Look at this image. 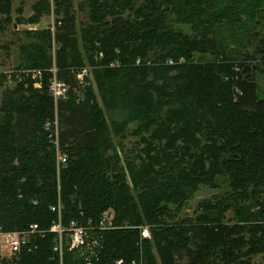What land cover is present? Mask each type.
<instances>
[{
	"label": "trees",
	"instance_id": "obj_1",
	"mask_svg": "<svg viewBox=\"0 0 264 264\" xmlns=\"http://www.w3.org/2000/svg\"><path fill=\"white\" fill-rule=\"evenodd\" d=\"M14 1L0 0L1 31ZM54 4L15 18L56 15L24 31L20 63L0 74V233L30 234L0 264H57L59 214L108 211L117 229L92 264H264V0ZM54 77L69 88L57 103ZM200 186L215 193L190 213ZM85 258L66 247L63 264Z\"/></svg>",
	"mask_w": 264,
	"mask_h": 264
},
{
	"label": "built area",
	"instance_id": "obj_2",
	"mask_svg": "<svg viewBox=\"0 0 264 264\" xmlns=\"http://www.w3.org/2000/svg\"><path fill=\"white\" fill-rule=\"evenodd\" d=\"M54 22L51 26L53 28ZM88 74L87 70L84 69L82 74H79L80 80L84 79V76ZM49 88L51 95L54 101L57 103L58 99L64 98L66 94L69 92V88L66 83L60 81L58 78L54 77V79L50 80ZM56 144V157H57V169L60 164L64 165L67 162L68 157L59 152V143L57 140L54 141ZM55 209L54 207L52 208ZM58 211L61 212V202L57 207ZM114 214L112 211H108L104 213V216L100 218L97 223H93L90 219L87 221V224L76 221H69V223L62 224L61 223V214H59V218L51 224L50 231L55 234V242L52 247L53 253H55L58 257L57 264H63V259L65 257V248L68 250L77 251L80 253L81 258L83 256L86 257L84 264H92L91 259L93 257H98V248L101 249V244L104 243L105 238L103 237L104 231L115 230L117 226L113 221ZM148 226L139 227L140 235L142 239L151 238L150 230ZM39 226L37 224L31 226V234L36 233L38 231ZM29 233H17V232H8V233H0V239L3 242V246L1 247L3 252L7 254H0L4 258H9L16 253H19L26 243H28ZM121 259L116 262V264L121 263Z\"/></svg>",
	"mask_w": 264,
	"mask_h": 264
},
{
	"label": "rangeland",
	"instance_id": "obj_3",
	"mask_svg": "<svg viewBox=\"0 0 264 264\" xmlns=\"http://www.w3.org/2000/svg\"><path fill=\"white\" fill-rule=\"evenodd\" d=\"M37 2L38 0H15L13 2L12 8H13V13H11V24H7L6 26H4V30L1 31L0 30V74L2 73H7V71H11L14 72L15 70H13L17 64L20 63V48L19 45L21 43H23V41L25 42L26 40V36L24 35V31H28V30H34V29H41L42 27H47L53 24V22L55 21L54 19L56 18V15H44L41 17V21L39 23H35V22H24L21 24H18L17 21L15 20L16 17H21V19L23 18L24 21L27 20V18L29 17V15L32 12V8L31 5L34 2ZM81 0H73L74 5H76V8L78 9V3ZM50 5L52 6V9H56L57 6H55V4L53 5V0H49ZM19 6L21 7L22 11H16L17 8H19ZM77 17L79 16L80 19H86L83 17V15H79L76 14ZM83 23H85L84 21H82ZM82 24L78 25V27H81ZM13 27V29H11V27ZM77 27V28H78ZM80 29V28H78ZM27 73V75L30 73L31 75H33V79L37 80L38 82V75L40 74L39 72H36L34 70H29V71H25ZM9 73V72H8ZM25 73V74H26ZM18 74V73H17ZM40 77V75H39ZM9 78H11L9 76ZM1 79V78H0ZM12 79V78H11ZM259 80V89L261 91V93H264V73L258 77ZM39 83V82H38ZM5 82L3 83L2 87H0V103H1V99L3 96V86H4ZM10 84V83H9ZM40 84V83H39ZM36 87L40 86L35 83ZM1 106V104H0ZM123 144L124 147L123 148H132L133 146V142L135 141V139L133 137H128V139L123 140ZM213 193H215V189H209L207 188V186H200L199 190L195 196V198L189 200L188 202V206H191L192 209H190V213L195 210L196 208V204L199 202V200L201 199H205V198H209L211 195H213ZM4 241H2L0 239V254H7L6 252H3L2 250V246ZM3 244V245H2ZM2 256V255H1Z\"/></svg>",
	"mask_w": 264,
	"mask_h": 264
}]
</instances>
